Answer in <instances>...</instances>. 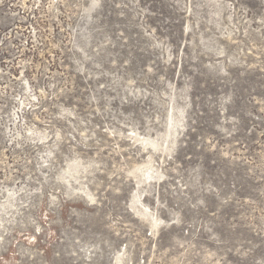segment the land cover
I'll use <instances>...</instances> for the list:
<instances>
[{
  "label": "rangeland",
  "instance_id": "rangeland-1",
  "mask_svg": "<svg viewBox=\"0 0 264 264\" xmlns=\"http://www.w3.org/2000/svg\"><path fill=\"white\" fill-rule=\"evenodd\" d=\"M0 264H264V0H0Z\"/></svg>",
  "mask_w": 264,
  "mask_h": 264
}]
</instances>
